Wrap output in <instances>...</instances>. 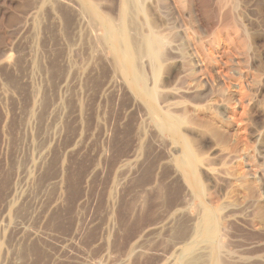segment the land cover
I'll return each instance as SVG.
<instances>
[{
  "label": "rangeland",
  "instance_id": "1",
  "mask_svg": "<svg viewBox=\"0 0 264 264\" xmlns=\"http://www.w3.org/2000/svg\"><path fill=\"white\" fill-rule=\"evenodd\" d=\"M191 256L264 264V0H0V264Z\"/></svg>",
  "mask_w": 264,
  "mask_h": 264
},
{
  "label": "bare ground",
  "instance_id": "2",
  "mask_svg": "<svg viewBox=\"0 0 264 264\" xmlns=\"http://www.w3.org/2000/svg\"><path fill=\"white\" fill-rule=\"evenodd\" d=\"M131 10V9H130ZM129 21V20H128ZM134 22V21H133ZM117 26V25H116ZM134 32V31H133ZM134 35V33H133ZM139 36V35H138ZM133 38V37H132ZM136 38V37H135ZM151 40V39H150ZM136 41V40H135ZM133 42V41H132ZM137 44V43H136ZM159 44H161V42L159 41ZM158 43H156L155 45H159ZM154 46V45H153ZM157 47V46H156ZM155 47H151V52H153ZM157 51V49H156ZM137 53V52H136ZM137 55V54H136ZM139 57V56H138ZM141 59V58H140ZM138 64H139V61H137ZM137 64V66H138ZM140 66H138V69L140 70L139 68ZM152 104V103H151ZM211 233H212V230H211V227L207 226L206 224H204V227L202 228V230H200L198 232V235L199 237L202 239V241H208V238L211 236ZM199 243V242H198ZM193 252V250L190 248V247H186L185 251L183 252V255L182 256H186V255H189ZM181 260V264H198V260H199V257L198 256H191L189 257L188 259L186 258H182L180 259ZM203 261V260H202Z\"/></svg>",
  "mask_w": 264,
  "mask_h": 264
}]
</instances>
